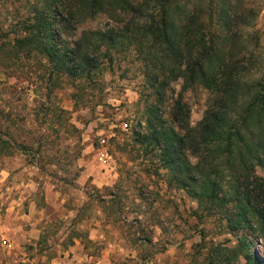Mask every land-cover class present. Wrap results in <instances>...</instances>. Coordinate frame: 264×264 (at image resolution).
<instances>
[{
  "label": "rangeland",
  "instance_id": "1",
  "mask_svg": "<svg viewBox=\"0 0 264 264\" xmlns=\"http://www.w3.org/2000/svg\"><path fill=\"white\" fill-rule=\"evenodd\" d=\"M42 1L0 0V221L25 224L31 239L14 253L0 236V264H245L239 232H228L217 209L169 182L157 157L137 143L144 105L156 95L129 39L97 47L89 80L55 72L38 52L16 48ZM229 1L236 13L248 12L241 41L250 78L259 79L264 0ZM126 21L100 14L70 24L56 33V48L83 32L122 31ZM181 86L179 79L167 89L165 117ZM210 98L201 84L183 93L192 127L212 111ZM255 173L264 178V169ZM257 241L252 248L264 261V238Z\"/></svg>",
  "mask_w": 264,
  "mask_h": 264
},
{
  "label": "trees",
  "instance_id": "2",
  "mask_svg": "<svg viewBox=\"0 0 264 264\" xmlns=\"http://www.w3.org/2000/svg\"><path fill=\"white\" fill-rule=\"evenodd\" d=\"M189 2L43 0L16 48L38 52L55 72L89 80L99 65L97 47L129 39L144 56L147 83L156 95L154 104L144 105L137 143L157 157L169 182L217 209L228 232H239L245 264H264L252 248L264 238V178L255 173L264 169V76L250 78L251 58L241 41L248 12L240 7L236 13L229 0ZM100 14L126 18V25L122 31L83 32L71 46L56 48V33ZM181 61L185 65L178 70ZM179 79L181 91L165 117L166 91ZM195 84L209 91L212 104L199 127L191 126L183 99Z\"/></svg>",
  "mask_w": 264,
  "mask_h": 264
},
{
  "label": "crops",
  "instance_id": "3",
  "mask_svg": "<svg viewBox=\"0 0 264 264\" xmlns=\"http://www.w3.org/2000/svg\"><path fill=\"white\" fill-rule=\"evenodd\" d=\"M22 193H25V192H22ZM23 199L24 198H19V200L16 202H15V199H12V201H10L11 203H8V208L6 209V211H8L9 213L13 212V210L15 209V204L21 203ZM18 205L19 204H17V206ZM26 227L27 226L25 224L23 226L22 225L15 226L13 224L2 223L0 221V236L6 238L9 241L11 240L12 242L11 241L10 242L12 243V246H14V249L8 250V252H12V251L14 252L17 249V246L22 243V241L31 242V239L27 238L28 231ZM31 232H33V230H31Z\"/></svg>",
  "mask_w": 264,
  "mask_h": 264
},
{
  "label": "built area",
  "instance_id": "4",
  "mask_svg": "<svg viewBox=\"0 0 264 264\" xmlns=\"http://www.w3.org/2000/svg\"><path fill=\"white\" fill-rule=\"evenodd\" d=\"M1 244L4 248L8 250L12 249V243L4 237H1Z\"/></svg>",
  "mask_w": 264,
  "mask_h": 264
}]
</instances>
